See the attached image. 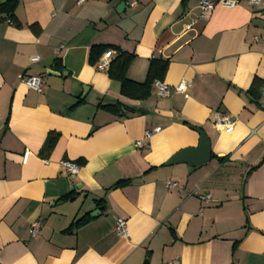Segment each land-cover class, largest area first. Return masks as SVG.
<instances>
[{"label":"crops","instance_id":"0c3cea01","mask_svg":"<svg viewBox=\"0 0 264 264\" xmlns=\"http://www.w3.org/2000/svg\"><path fill=\"white\" fill-rule=\"evenodd\" d=\"M201 1L17 0L13 17L0 13V264H264V0L207 17ZM94 45L134 55V83L151 59L168 60L170 97L152 85L145 100L122 96L88 64ZM20 75L39 77L42 92ZM115 104L123 116L99 108ZM221 113L229 130L215 123ZM197 130L210 161L167 165L197 147ZM63 161L79 166L74 177Z\"/></svg>","mask_w":264,"mask_h":264},{"label":"trees","instance_id":"16d2710c","mask_svg":"<svg viewBox=\"0 0 264 264\" xmlns=\"http://www.w3.org/2000/svg\"><path fill=\"white\" fill-rule=\"evenodd\" d=\"M17 7V0H11L0 5V13H4L7 17L11 18L14 15L15 9ZM112 49L115 51L114 56L109 62L108 69L105 71L109 79L114 80L119 83L120 94L130 100L142 101L147 99L151 94V85L154 81H163L166 74L169 61L163 59H151L149 61V67L146 75V79L143 83H134L126 78L127 70L134 59V55L123 52L119 49H115L112 46L104 45H94L91 46L88 52V64L95 66L102 56L103 52ZM255 85V82L252 84ZM79 104V103H76ZM75 104V105H76ZM105 112L116 115L123 116L124 108L120 104L99 106ZM57 136L54 134H49L43 144L42 154H49L52 150ZM127 181H119L111 188H119L126 186ZM71 196H63L59 200L66 201L69 200ZM99 203V202H98ZM90 220V216L85 215L71 224L70 229L79 228L85 225ZM147 262V261H146Z\"/></svg>","mask_w":264,"mask_h":264},{"label":"built area","instance_id":"2783aa9c","mask_svg":"<svg viewBox=\"0 0 264 264\" xmlns=\"http://www.w3.org/2000/svg\"><path fill=\"white\" fill-rule=\"evenodd\" d=\"M88 0H75L76 5H81L85 3ZM240 2H245L250 6L258 5L259 0H203L200 2L199 7L202 12L203 17H207L213 9L218 6L224 9H233L237 5L240 4ZM131 7L134 6V3L130 5ZM8 24H10V20L6 21ZM114 56V52L112 50H106L103 52L102 56L100 57L97 64L94 66L98 71H106L108 69V65L112 57ZM33 60H36V58H33ZM19 80L21 83L26 85L29 89H32L36 93H41V79L37 76H31V75H20ZM185 83H179L176 87H174L175 92H182L185 88ZM152 87L155 91V95L159 98H167L170 97V91L168 87L162 83V81H154L152 84ZM215 123L218 127L222 129L229 130L233 126V122L228 114L221 113L215 117ZM160 131L159 127H155L152 130H145L144 131V139L142 141H138L135 143V147L138 149L146 148L147 145L145 143L146 140H148L153 134ZM61 166L63 168V171L69 176L74 177L78 171L79 166L73 162L69 161H63L61 163ZM166 187L168 189L173 188L176 186V183L167 182ZM199 199L203 201L204 203H209L212 201V198L208 194H203L199 196ZM126 223L124 219L118 218L115 221V233L118 237H125L127 235L126 229H125ZM40 231V223L38 221H34L31 223V235L34 237L39 234ZM169 264H178L177 260H174L170 262Z\"/></svg>","mask_w":264,"mask_h":264},{"label":"water","instance_id":"95a60500","mask_svg":"<svg viewBox=\"0 0 264 264\" xmlns=\"http://www.w3.org/2000/svg\"><path fill=\"white\" fill-rule=\"evenodd\" d=\"M124 4L121 3L119 9H123ZM199 134V143L196 148L185 149L174 155L167 165L187 164L191 167L203 165L210 161V143L204 132L197 130Z\"/></svg>","mask_w":264,"mask_h":264}]
</instances>
